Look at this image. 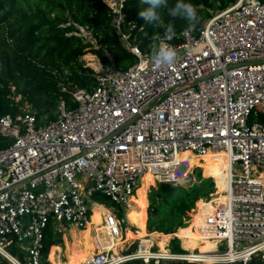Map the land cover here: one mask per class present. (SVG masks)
I'll return each instance as SVG.
<instances>
[{
    "label": "built area",
    "instance_id": "built-area-1",
    "mask_svg": "<svg viewBox=\"0 0 264 264\" xmlns=\"http://www.w3.org/2000/svg\"><path fill=\"white\" fill-rule=\"evenodd\" d=\"M106 1L120 29L123 0ZM182 38L168 43L177 52L171 67H155L150 52L132 45L135 63L104 66L92 89L73 93L74 108L61 101L46 122L11 85L15 112L0 115V136L10 140L0 149V254L11 264H45L47 232L62 235L63 221L122 238L147 173L152 185L185 184L194 175L191 156L218 151L227 154L230 186L214 220L199 227L216 242L206 255L211 264L264 259V0H236ZM96 193L125 214L96 202ZM95 206L106 210L101 226L93 223ZM112 245L98 244L82 264L205 263L186 252L143 250L144 243L125 254Z\"/></svg>",
    "mask_w": 264,
    "mask_h": 264
},
{
    "label": "trees",
    "instance_id": "trees-1",
    "mask_svg": "<svg viewBox=\"0 0 264 264\" xmlns=\"http://www.w3.org/2000/svg\"><path fill=\"white\" fill-rule=\"evenodd\" d=\"M176 2L177 0H168V8L174 7ZM184 2L191 3L197 11L198 22L192 28H189L185 20L176 18L173 21L168 15V8L158 9V14L165 25L169 21L174 23L176 35L167 43L181 42L184 30L200 31L208 19L234 4L236 0H184ZM146 7L141 0H123L121 9L124 17L119 29L118 14L113 12L106 0H0V115L15 112L10 106L11 85H14L24 99L36 109L40 121L56 119L61 101H65L68 108H74L76 102L73 93L78 89H92L97 83L98 72L86 63L84 56L92 53L98 56L104 66L114 64L119 68H127L137 61L131 50L132 45L150 52L153 37L156 34L163 36L164 29L139 17V11ZM88 34L90 40L86 39L85 35ZM124 35H129L127 40L124 39ZM261 120L264 121V116ZM9 142V138L0 136V149ZM225 157L220 155L218 162L211 169L215 170ZM194 171L196 181L193 183L191 181L192 184L189 186L171 182L151 186L149 197L141 199V202L148 204L146 233L136 235L125 228L127 239L147 235L170 238L166 241V248H162L161 252L170 251L175 254L186 252L184 249L186 242L178 233L187 227L194 228L196 216L194 215L193 223L190 225V212L195 208L202 210L209 205L201 199L208 201L216 191L215 182L219 184L212 176L203 177L201 168H195ZM229 178L228 175L220 179L218 189L221 193L229 188ZM93 198L99 203L105 202L108 205L114 203L102 193L94 194ZM114 204L119 215H124V209ZM213 220L214 213L211 212L205 211L198 216L195 232L199 243L196 242L194 245L197 249L202 248L198 250L199 252L190 248L188 250L190 255L215 250L216 242L206 239L199 232L201 225ZM91 238L82 231V236L76 238L77 249H71L68 242L70 252L68 262L65 264H82L84 249L89 245ZM60 240L48 230L44 249L45 264H49L46 260L54 252L55 246H61ZM129 242L131 247L126 253H132L138 248V242L133 240ZM129 242L126 245L130 244ZM157 250L158 248L155 249ZM59 251L62 252V249ZM0 264L11 263L0 254ZM51 264L55 263L51 261ZM121 264L211 263L183 259H160L156 263L155 259L148 262L133 259ZM238 264H264V259L258 254L247 263Z\"/></svg>",
    "mask_w": 264,
    "mask_h": 264
},
{
    "label": "rangeland",
    "instance_id": "rangeland-1",
    "mask_svg": "<svg viewBox=\"0 0 264 264\" xmlns=\"http://www.w3.org/2000/svg\"><path fill=\"white\" fill-rule=\"evenodd\" d=\"M85 36L87 37V38L85 37L87 40L91 39L89 34L85 35ZM128 37H129V35H126L124 37V39L127 40ZM83 58L86 61V63L89 66H91L92 68H94V70L97 71V72L99 70H101V68L104 67V65L102 64V62L98 58V56L95 55V54L89 53L88 55L84 56ZM14 92H16V91H14ZM14 95H16V94H14ZM23 99H24V96H23ZM24 106H27V107L30 106L29 108H33L32 105L30 104V102L25 100V99H24ZM34 110L36 111V109H34ZM217 162H218V159H216V157H213L212 159H205V158H197V157H195L194 160L192 161V166L194 165V170H195V168H201V172H202L203 177L212 176L215 179V181L218 180L219 184H220V182H221L220 179L228 176L230 172H229L228 168L222 166V163H220L217 167H215V170L211 169L212 167L209 164L213 163V166H214ZM253 174H254V171H253ZM195 175L196 174H195V171H194L192 183L196 181V176ZM190 183H191V180H190V182H186L184 185L185 186H189V185L192 184V183L191 184ZM215 183H216V190L217 191H215L216 192L215 195H213L209 199L211 202L209 200L206 201L204 199H201L202 201H204V203L209 204V205H206V207L204 209H202V210L198 209V208H195V210H192L190 212V216H191L190 225L193 223L194 215L196 216L195 219H194V228L187 227L186 229H184V230H188V229L192 230L193 235H195L197 238H198V236H197L195 230H197L196 229V226H197L196 224H197L198 216L202 212H205V211L209 212V213L210 212L211 213H215V210H216L215 204L216 203L220 204V203H222V200H224V197L222 196L221 192L218 189V185L219 184L217 185V181ZM156 185L157 184H154L152 186H156ZM149 195H150V193H149V190H148L147 196L149 197ZM212 198H214L213 201L211 200ZM148 201H149V199H148ZM103 203H104V207H107L110 210L113 209L114 206H115L114 203H112L111 205H108V203H105V202H103ZM93 210L95 211V214H96V217H97L98 221L101 220L99 218L101 213L102 212H106V210L104 208L99 207V206H95L93 208ZM126 210H127V208H124V214H125ZM147 212H148V207H147ZM117 213H119L118 210H117ZM126 214H127V212H126ZM147 220H148V213H147ZM147 220H146V230H147ZM63 224L66 227L65 232H63L62 235L61 234L58 235V237L61 239L60 240L61 241V244H60L61 246H56L54 248V252L51 253V255H50L49 259H48L49 264H51V261H53V263H55V264H65V263L68 262V255H69V252H70L69 247L67 246L68 242L70 244V245L69 244L68 245L72 247L71 249H77L78 248L76 238H80L82 236L81 228L77 227L76 225H74V224H72V223H70L68 221H63ZM127 229L130 230V231H133L134 233L137 232L136 228L133 225H131L130 223L126 227V230ZM183 231H180L178 233V236L180 238H181V232H183ZM97 232H98V234H97ZM97 232L94 231V230L92 231V235L95 237V241H96L97 245L98 244H101V245L113 244L112 246H114L116 248V252L121 253V254H125L126 252H128L130 250L131 242H129V241H132V240L134 242H138V246H139V244H141V243L145 242L146 240H148L147 243L151 247L152 250H155V249L158 248V250L160 251L161 250V246H163L162 248H164V245H167L166 241H168L170 239V238H168V239L165 238L164 239V238L157 237V236L154 237L155 235H147V236H141V237H136V238H132V239H127V232H123L122 238L114 239V238H112L109 235L108 230L105 227L97 229ZM124 240H126V241H124ZM210 241H212V240H210ZM127 242H129L130 244L126 245ZM185 242H186V244H185V247H186V245L188 244L189 241H185ZM196 242L199 243V240L196 241ZM200 243H202L201 240H200ZM134 244H132V245L134 246ZM182 244H183V242H182ZM117 245H118V247H117ZM133 246H132V248H133ZM80 247H82V245L79 246V248ZM201 248L202 247L198 248L196 250V252H198V250H201ZM56 249H57L58 252L56 251ZM61 249H62V252L59 251ZM8 250L11 251V248L9 247ZM186 253H187V251H186Z\"/></svg>",
    "mask_w": 264,
    "mask_h": 264
},
{
    "label": "clouds",
    "instance_id": "clouds-1",
    "mask_svg": "<svg viewBox=\"0 0 264 264\" xmlns=\"http://www.w3.org/2000/svg\"><path fill=\"white\" fill-rule=\"evenodd\" d=\"M141 3L147 5V7L139 11V17L164 29L163 36L156 34L153 37L154 42L150 45L149 61L157 68L171 67L176 61L177 52L167 41H171L175 37V27L172 21L165 25L158 14V9L168 8V0H141ZM168 15L173 21L176 18L185 20L189 28L194 27L198 22L196 8L191 3H185L184 0H177L174 7L168 8Z\"/></svg>",
    "mask_w": 264,
    "mask_h": 264
},
{
    "label": "bare ground",
    "instance_id": "bare-ground-1",
    "mask_svg": "<svg viewBox=\"0 0 264 264\" xmlns=\"http://www.w3.org/2000/svg\"><path fill=\"white\" fill-rule=\"evenodd\" d=\"M220 155L226 156L225 158L222 159L221 162H222V166L223 167H226V168L229 169V160L227 158L226 152H224V151L210 152V153H208L206 155H203V156H191V162L194 160L195 157L205 158V159H212L213 157H216V159H218V157ZM209 165L211 167H213V163H210ZM229 176H230V173H229ZM153 183H154L153 177L151 176L150 173H147L144 176L143 182H142L140 188L137 191V195L135 197L131 198V204L132 205L127 210V216H128V219H129V223L131 225H133L136 228V230H137L136 233H134L133 231L132 232L134 234H136V235H141L143 233H146V219H147V213H148L147 212L148 204L144 203V201L141 202V199H147L148 188ZM92 217H93V223L96 224L97 226H101V224H102L101 215L99 216V218L101 220L98 221L97 217H96V214H95V211L93 210ZM99 228H102V227H98V229ZM81 231H83L86 235H89V236L92 237L91 241L89 242V245L87 247H85V249H84V260H85L88 255H92V254L97 252L96 248L98 247V245H97V243L95 241V237L92 235V228L90 226H88L87 229H84V230L81 229ZM154 237H156V236H154ZM181 238L184 241H189L188 244L186 245V247H184L185 250L187 251L188 256H191L194 260H202V261H205V263L206 262L211 263V259H209V256L206 255V254L209 253V252H212V251H205V252H202V253H200L198 255H190V251H188V250L190 248H193V249L197 250V248L195 247L194 244L196 243V241L198 239L195 235H193L192 230L188 229V230H184L183 232H181ZM205 238H208V237H205ZM145 242H143L144 245H145V247H143V250H145V248H147L149 246L148 243H147L148 240H146ZM162 247L163 246H161V249H162ZM164 247H166V245H164ZM161 253L162 254H166V255L172 254L170 252H161ZM44 261H45V258H44ZM46 261H48V260H46Z\"/></svg>",
    "mask_w": 264,
    "mask_h": 264
},
{
    "label": "crops",
    "instance_id": "crops-1",
    "mask_svg": "<svg viewBox=\"0 0 264 264\" xmlns=\"http://www.w3.org/2000/svg\"><path fill=\"white\" fill-rule=\"evenodd\" d=\"M147 192H148V191H147ZM147 198H148V196H147ZM181 239H182V238H181ZM56 246H59V245H56ZM56 246H55V247H56Z\"/></svg>",
    "mask_w": 264,
    "mask_h": 264
},
{
    "label": "water",
    "instance_id": "water-1",
    "mask_svg": "<svg viewBox=\"0 0 264 264\" xmlns=\"http://www.w3.org/2000/svg\"><path fill=\"white\" fill-rule=\"evenodd\" d=\"M221 204V203H220Z\"/></svg>",
    "mask_w": 264,
    "mask_h": 264
}]
</instances>
